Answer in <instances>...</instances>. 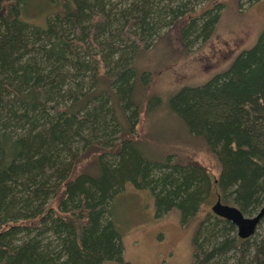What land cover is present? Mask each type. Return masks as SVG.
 <instances>
[{
	"label": "trees",
	"instance_id": "1",
	"mask_svg": "<svg viewBox=\"0 0 264 264\" xmlns=\"http://www.w3.org/2000/svg\"><path fill=\"white\" fill-rule=\"evenodd\" d=\"M189 1L0 0V264H128L113 209L128 184L183 226L212 197L264 205V31L205 82L148 96L192 150L135 138L153 78L141 57L164 28L188 48L221 18V2L196 16ZM192 246V264H264V217L241 238L208 211Z\"/></svg>",
	"mask_w": 264,
	"mask_h": 264
},
{
	"label": "rangeland",
	"instance_id": "2",
	"mask_svg": "<svg viewBox=\"0 0 264 264\" xmlns=\"http://www.w3.org/2000/svg\"><path fill=\"white\" fill-rule=\"evenodd\" d=\"M219 2L223 4L221 18L209 38H199L186 48L179 39L178 30L164 28L161 42L139 60V67L151 72L153 78L142 95L143 108L135 135L138 140L153 141L169 132L168 137L161 140L163 144L160 148L177 144L174 133L170 135L175 125L171 114L165 107L149 112L148 96L156 94L166 99L183 85L205 82L215 73L226 69L235 56L251 47L264 31V0L252 4L246 0H190L187 7L197 16L205 8H213ZM177 139L182 141L179 147L192 150L183 136L179 135ZM150 150L153 151V148ZM159 150L156 154L162 153ZM194 155L195 159L203 160L205 165L212 167L213 173L218 172L206 150H197ZM150 196L148 191L128 184L125 194L116 199L113 209L124 231L125 260L128 264H192L196 225L206 212L211 211L217 198L212 197L207 201L196 220L183 226L178 211L157 219Z\"/></svg>",
	"mask_w": 264,
	"mask_h": 264
},
{
	"label": "water",
	"instance_id": "3",
	"mask_svg": "<svg viewBox=\"0 0 264 264\" xmlns=\"http://www.w3.org/2000/svg\"><path fill=\"white\" fill-rule=\"evenodd\" d=\"M211 210L214 214L231 221L236 226L238 236L241 238L254 235L264 217V205L254 215L247 216L237 206L224 203L220 196L213 203Z\"/></svg>",
	"mask_w": 264,
	"mask_h": 264
}]
</instances>
